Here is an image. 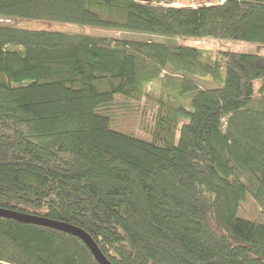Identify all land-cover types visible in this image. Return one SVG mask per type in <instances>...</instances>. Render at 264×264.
Wrapping results in <instances>:
<instances>
[{
  "label": "trees",
  "instance_id": "trees-1",
  "mask_svg": "<svg viewBox=\"0 0 264 264\" xmlns=\"http://www.w3.org/2000/svg\"><path fill=\"white\" fill-rule=\"evenodd\" d=\"M170 3L0 0L4 20L163 37L0 24V208L80 228L110 264H264V225L237 216L246 196L264 202V55L175 40L264 46V0ZM168 72L174 94L150 95ZM120 110L150 140L112 128ZM0 264L99 263L77 237L0 217Z\"/></svg>",
  "mask_w": 264,
  "mask_h": 264
},
{
  "label": "rangeland",
  "instance_id": "rangeland-1",
  "mask_svg": "<svg viewBox=\"0 0 264 264\" xmlns=\"http://www.w3.org/2000/svg\"><path fill=\"white\" fill-rule=\"evenodd\" d=\"M170 6L173 7H185L194 8L199 6H207L214 3L216 0H170ZM0 24H7L18 29L26 30H36V31H52L61 32L70 35H85L89 37H100V38H110V39H131L139 41H153L162 42L163 37L142 32H119L112 29L94 27L89 25H79L71 23H58V22H47L41 20H31V19H11L4 20L0 19ZM178 44L184 45H194L208 51L213 52L215 55L221 57L220 52L223 51H233L238 53H252L264 55V46L243 42L238 40H213L204 39L202 41H192L189 38H182L177 36L175 38ZM223 66V65H222ZM168 78L165 80H159L158 82H152L149 84H144L147 92L158 97L163 92H169V94H174L176 85L172 82L178 80L179 78H174L171 74L167 73ZM222 75L224 76V69L222 68ZM190 81H192L200 89H211L219 88L220 85L214 83L209 78H194L186 76ZM170 79V80H169ZM169 81V82H167ZM188 94L181 98V101L187 105ZM111 127L120 132L132 134L143 140H150V136L145 134L140 129V114L138 112L124 113L123 111H118L116 114V120L111 122ZM264 202H257L254 198L249 195L246 196L244 201L240 202L238 207L237 216L246 220L254 221L257 224L264 225Z\"/></svg>",
  "mask_w": 264,
  "mask_h": 264
},
{
  "label": "water",
  "instance_id": "water-1",
  "mask_svg": "<svg viewBox=\"0 0 264 264\" xmlns=\"http://www.w3.org/2000/svg\"><path fill=\"white\" fill-rule=\"evenodd\" d=\"M0 217L15 220L21 223L46 227V228H50V229H54V230H58V231L70 234L80 239L86 245V247L89 249L90 253L92 254L93 258L99 264H110L106 260V258L102 255L98 246L91 239V237L87 233H85L83 230L73 225L60 222V221L51 220L45 217L30 215L26 213H20V212L8 210V209H2V208H0Z\"/></svg>",
  "mask_w": 264,
  "mask_h": 264
}]
</instances>
